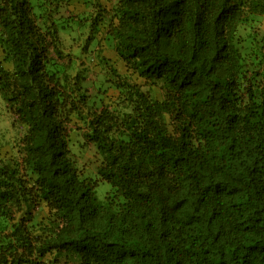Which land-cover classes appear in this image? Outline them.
<instances>
[{"label": "trees", "instance_id": "obj_1", "mask_svg": "<svg viewBox=\"0 0 264 264\" xmlns=\"http://www.w3.org/2000/svg\"><path fill=\"white\" fill-rule=\"evenodd\" d=\"M106 2L93 0L90 34L106 26L161 99L109 66L116 102L89 106L51 19L58 3L39 0V15L0 0V96L24 129L20 161H0V264H264V71L261 49L243 52L254 32L238 34L264 0ZM73 117L114 189L105 203L69 155ZM41 203L51 218L34 228Z\"/></svg>", "mask_w": 264, "mask_h": 264}, {"label": "rangeland", "instance_id": "obj_2", "mask_svg": "<svg viewBox=\"0 0 264 264\" xmlns=\"http://www.w3.org/2000/svg\"><path fill=\"white\" fill-rule=\"evenodd\" d=\"M58 5H53L51 19L56 24L61 39L63 50L72 61L71 73H79L82 77L81 86L86 94L89 106L99 108L103 104L114 105L118 97L119 90L111 85L109 81V69L111 66L120 75L128 77L131 81L139 85L143 92L149 96L161 99L163 92L159 82L149 83L143 79L130 75L126 71L124 64L120 61L113 50V42L106 35V26L102 25L93 35L90 34L89 17L94 11L93 0H55ZM102 4L108 5L106 0H100ZM31 4L37 7L39 0H31ZM36 14H39L38 9ZM254 32V39L243 43V52L251 53L260 51V66H256L260 71H264V18L253 27L248 29L241 27L238 34L245 37L248 33ZM91 36L90 42L88 38ZM3 51L0 46V60ZM255 57V56H254ZM254 57L249 56V62ZM3 66L11 70L9 63ZM264 82V81H263ZM264 86V84H263ZM72 118L69 132L68 149L69 155L75 168L83 177L91 178L95 181V194L101 203H105L107 198L114 194V189L110 184L103 182L97 176L96 170L100 158L96 154L94 146L87 142L82 131L77 128ZM24 129L14 121L13 115L8 111L4 101L0 96V161L12 165L21 159V138ZM51 218L50 209L43 203L33 212L32 225L37 228L39 224L46 223ZM10 224L0 219V230H9ZM52 255H46L42 260L47 262ZM59 264H71V261L63 260Z\"/></svg>", "mask_w": 264, "mask_h": 264}, {"label": "clouds", "instance_id": "obj_3", "mask_svg": "<svg viewBox=\"0 0 264 264\" xmlns=\"http://www.w3.org/2000/svg\"><path fill=\"white\" fill-rule=\"evenodd\" d=\"M35 9H37V7L35 8ZM35 12H36V10H35ZM60 37V36H59ZM2 60V59H1ZM3 63H9V62H3ZM10 64V63H9ZM11 65V64H10Z\"/></svg>", "mask_w": 264, "mask_h": 264}]
</instances>
